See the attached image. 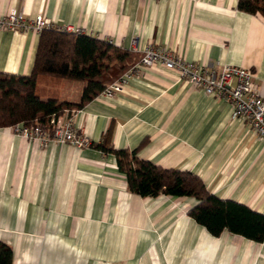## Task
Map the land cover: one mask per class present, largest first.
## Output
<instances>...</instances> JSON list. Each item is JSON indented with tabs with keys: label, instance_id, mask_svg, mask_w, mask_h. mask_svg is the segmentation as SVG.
<instances>
[{
	"label": "crops",
	"instance_id": "crops-1",
	"mask_svg": "<svg viewBox=\"0 0 264 264\" xmlns=\"http://www.w3.org/2000/svg\"><path fill=\"white\" fill-rule=\"evenodd\" d=\"M238 0H0V15H41L122 50L137 41L208 68L249 70L264 83V18ZM39 33L0 32V73L28 76ZM136 64V63H135ZM42 99L79 102L78 83L40 76ZM228 102L174 71H137L121 92L74 112L90 146L40 143L0 129V242L12 264H264L261 243L214 237L188 215L191 199L129 192L112 154L136 151L162 169L188 171L220 200L264 215V138L231 118Z\"/></svg>",
	"mask_w": 264,
	"mask_h": 264
},
{
	"label": "trees",
	"instance_id": "trees-1",
	"mask_svg": "<svg viewBox=\"0 0 264 264\" xmlns=\"http://www.w3.org/2000/svg\"><path fill=\"white\" fill-rule=\"evenodd\" d=\"M237 9L264 18V0H238ZM139 59L134 52L107 41L56 29L41 30L30 75L0 73V129L15 125H40L50 129L51 119L65 113L70 117L82 109ZM40 76L78 83L79 102L40 98L36 92ZM96 148L115 157L129 192L142 198L165 195L191 199L195 203L188 215L210 235L218 237L227 232L257 243L264 241L263 214L242 204L218 199L192 173L162 169L138 159L135 150H114L103 143ZM12 261L11 248L0 242V264H12Z\"/></svg>",
	"mask_w": 264,
	"mask_h": 264
},
{
	"label": "built area",
	"instance_id": "built-area-1",
	"mask_svg": "<svg viewBox=\"0 0 264 264\" xmlns=\"http://www.w3.org/2000/svg\"><path fill=\"white\" fill-rule=\"evenodd\" d=\"M43 29H56L71 34H82V30L72 26H55L46 21L41 15L28 20L16 10H10L0 15V32L14 31L19 33L36 32ZM131 52H137V41L132 40ZM161 65L167 70L174 71L179 80L186 81L206 95L225 100L232 107L231 118L245 121L250 130L264 138V83L257 85L255 76L249 70L236 67L208 68L198 66L180 57H176L169 50L161 46H147L144 48L139 61L126 71L117 81L109 85L101 95L111 97L121 92L128 80L137 71ZM67 113L51 119L50 129L40 125L24 127L15 125L10 127L22 137L46 146L49 143L59 145L69 144L77 148L90 146L87 137L74 126L72 117Z\"/></svg>",
	"mask_w": 264,
	"mask_h": 264
}]
</instances>
